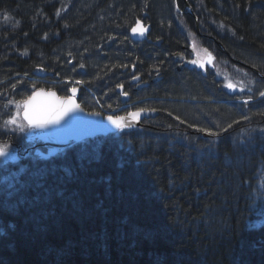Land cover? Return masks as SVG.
<instances>
[{
	"label": "trees",
	"instance_id": "16d2710c",
	"mask_svg": "<svg viewBox=\"0 0 264 264\" xmlns=\"http://www.w3.org/2000/svg\"><path fill=\"white\" fill-rule=\"evenodd\" d=\"M185 1L0 0V80L52 61L54 49L66 43L87 40L89 52H95L109 33L92 38L73 25L93 31L98 14L110 6L114 17L104 30L109 25L124 32L136 16L150 12L151 38L161 46L150 50L147 63L152 68L166 65L187 47L188 35L195 33L193 17L184 13ZM187 1L202 29L233 58L264 74V0ZM77 5L82 12L73 9ZM69 11L73 15L65 16ZM5 23L6 32L1 29ZM53 38L59 45L49 46L47 41ZM136 53H111L103 65L107 67L93 81L123 67ZM40 57L47 58L41 61ZM183 81L155 92L163 99L182 91L199 98L194 86L198 80ZM199 91L205 94L200 84ZM96 94L104 99L99 91ZM16 95L18 99L0 101V131L10 127L5 121L18 122L31 92ZM7 107L12 113L4 116ZM254 110L264 114V100L239 105L235 118L244 131L233 136L232 145L221 148H212L210 141L192 147L185 133L184 141L174 142L170 152L156 151V139L166 129L162 125L170 122L163 112L183 118L170 106L168 112H160L153 131L141 141L131 139L137 132H122L87 141L53 158L32 152L20 164H3L0 174L10 182L2 188L8 192L31 188L37 174L42 175L33 189L0 200V264H264V122L250 117ZM181 112L187 123L199 121L202 113L221 122L232 115L216 106L201 111L186 106ZM22 134L21 139L17 133L14 138L24 145ZM142 144L150 145V150H143ZM75 158L80 164L73 163ZM209 212L220 216L205 219ZM215 221L210 231L217 229V235L203 229Z\"/></svg>",
	"mask_w": 264,
	"mask_h": 264
},
{
	"label": "bare ground",
	"instance_id": "6f19581e",
	"mask_svg": "<svg viewBox=\"0 0 264 264\" xmlns=\"http://www.w3.org/2000/svg\"><path fill=\"white\" fill-rule=\"evenodd\" d=\"M161 5H166L165 3L159 2ZM156 4V3H155ZM78 5L73 8L77 12H82V7L77 8ZM52 8V6L50 7ZM194 8L191 4L186 5L184 13H193ZM73 15V12L69 11L67 13H64L65 16L68 14ZM151 14L150 12L146 11L144 12L141 17L136 16L134 19V22H140L144 18H150ZM113 15L109 19L112 21ZM72 18V17H71ZM65 20V19H64ZM74 29H76L79 33H90L92 34V38L97 37L102 34L109 33V42L110 44L107 45L106 50L102 49L101 53H95L93 52L92 55H88L83 58V61L74 63L73 66H71L69 69L74 70V73L67 72V66L68 64L74 60H80L82 59L81 55H74L70 60L66 59L65 61H61L59 59L58 51L60 48L51 54L52 61L49 59H46L47 57H40V60L42 61V65L39 67L33 68L32 71L29 73H25V71L21 74L19 72H13L11 77L1 79L0 80V101L6 100L9 98L18 99L19 95H24L26 92H35L37 90H41V88H49L54 89L56 91H59L61 94L66 96V98L71 99L75 95H77L79 98H81L84 102H87L89 100V97H92V95H96L97 91H99L102 95H104V102H102L100 105L104 108H106L110 113L116 112V109L119 107V104L123 102V98H125V94L115 92L113 87L118 86L120 89L125 92L128 89L134 88L135 91L140 92L141 94L138 95L136 98V102L141 105V107H136L133 102H124L123 105L119 108V114H123L122 118L128 119L130 118L136 111L143 108L149 103H155L156 106L152 107V112L154 113L151 117H141L139 121V127H142L144 122L151 118L152 120H157V118L160 117V112L167 111L170 106L177 108L179 111V114L181 116H184L183 111L184 107L188 106L189 108H193L195 111H201L204 109H210L212 106L221 107V109L227 110L229 109L232 111V115H230L229 121L225 120L223 122L217 121L211 117V115H207L206 113L200 114V118H198L199 121H195L192 123H187L185 119H181L178 116L170 115L169 113H164V117L170 119V122H165L164 126L166 129L164 130L163 135L160 136L159 139H156L155 142V148L156 151L162 152L167 151L169 149V152L172 150V144L174 142H182L184 141L183 135L186 133L189 142L192 144V147H194L195 143L199 145L205 146L208 141L212 142L213 146L212 148H221L225 145H232V141L235 137L242 135L241 132L244 131L243 126H240L241 124L237 123V118L235 116L238 114L239 111L237 109L240 106H245L248 103L246 101H242V95L240 93H230L229 91V84L227 83V78L230 79L229 74L223 73L222 75H212L209 78L210 73L213 71V69H210L208 67L205 68V73H203L201 70L197 71L195 69L190 70V68H186L185 65L189 63H194L196 61V58L199 59V54L196 52H190L188 54H182L184 57L183 62H177V61H170V63H167L166 65L159 64L157 66H154L153 68L151 65H149L147 62H150V58L152 57L151 49H155L158 43L160 41L153 40L151 36L153 35V31H151V36L147 37L145 41H134L131 38V31L126 30L124 32L116 31L115 33L109 32L108 29L103 28V26L95 25L93 28L94 33L97 35H93V31L86 29L85 27L73 25ZM9 26L7 23H5L4 26H1V29L6 32L8 31ZM107 31V32H106ZM77 32V33H78ZM100 33V34H98ZM180 35H184V33H181ZM202 40L207 41L209 37L205 35L200 36ZM56 39H48L49 46H56L58 42H56ZM123 41V45H122ZM153 43V45H151ZM84 45L85 47H91V45ZM59 45V44H57ZM65 44L62 45V48H64ZM100 46V45H99ZM98 46V48H99ZM149 47V48H148ZM187 48V47H186ZM136 49V50H132ZM122 52V54H129V53H136V58L129 57L127 58V61L123 64V67H119L112 71V73L105 77L103 80L101 78H98L93 81L94 77L97 75V73H100L101 70L105 69L107 66H103L104 64H108V55L114 52ZM91 54V53H90ZM215 60L217 58L218 62H225V58H221L215 53ZM72 56V54H70ZM112 56V55H110ZM207 57H205L202 61L205 62ZM33 63L37 64L39 63L38 59H34ZM201 60V59H200ZM212 65L214 68L218 65L214 61L212 62ZM103 66V67H102ZM222 67H225L224 64L221 65ZM103 68V69H102ZM86 69V70H85ZM254 71H253V70ZM250 70L249 75L252 76L255 79V83L260 82L262 79H264V74L256 69L252 68ZM216 70H226L225 68H216ZM40 71L44 72L47 76L46 77H40ZM127 71V72H126ZM106 71L104 70L103 73ZM196 74V76H194ZM197 79L198 81H203L199 83L197 81V84L195 83V88H198V93L200 96L199 98H195L193 95L187 93L186 91L182 92H175L172 94L171 97L168 99L161 98V93H157V89H160L162 87H168L172 84L177 86L176 80L181 81V83H184L183 80H190V78ZM84 79H87L84 82ZM110 83H114L113 87H109L108 85ZM186 83V82H185ZM194 83L191 84V86ZM199 84L203 87L204 93H201L199 91ZM186 85V84H185ZM189 84H187L188 86ZM191 86H188L192 88ZM12 87H14L12 91ZM163 88V89H164ZM4 93V94H2ZM264 93V90L261 92ZM259 94L260 99L264 100V95ZM176 97V98H175ZM179 97V98H178ZM188 97V99H187ZM155 108V109H153ZM263 111V110H262ZM171 112V111H170ZM258 113L261 111H253V113ZM12 113V109H9V107L5 108V110L1 113L4 116H8ZM251 114L250 117L254 119H260L264 122V114ZM264 113V112H262ZM157 115V116H156ZM255 115V116H254ZM6 119V118H3ZM187 119H193V118H187ZM250 121V120H249ZM253 122V120H252ZM254 123V122H253ZM243 127V128H241ZM153 130H147L146 127H142L140 129L135 130L134 132H137V134L132 135V138H136L137 141L143 140L144 136L147 135V133L152 132ZM261 131V130H260ZM125 132V131H124ZM21 132H17L19 135ZM155 133V132H154ZM156 134V133H155ZM16 135V136H18ZM110 135H116L111 133ZM21 135H19L20 137ZM137 136V137H133ZM20 137L19 139H21ZM232 140V141H231ZM259 141V138L256 139ZM136 141V142H137ZM263 142V140H262ZM13 143V150H14V159H8L7 161H0V169L2 170L3 164L7 165V163H11L13 165L20 164L21 162L25 161L27 158L32 157V151H24L20 148L19 144L16 142L15 139L12 138V136L8 135V131H0V145H10ZM79 146V145H78ZM143 150H150L151 146L148 144H142L140 146ZM36 152V151H33ZM76 161H74V164H80V162H77L78 159L75 158ZM5 171V170H4ZM6 172V171H5ZM3 174V173H2ZM8 175V173L6 172ZM42 174H37L36 180L41 178ZM8 176H3L0 174V200H7L11 197H14L18 194L22 195V193H26L28 190L33 189L36 187V180H34V184H29L31 188L28 186H21L19 187L15 192H8L5 189H3V186H6L10 180L7 178ZM250 187L254 189V183L250 182ZM208 215H205V219H210L212 217L220 216L217 212L215 216L212 215V212L207 213ZM211 214V215H210ZM218 221H215L213 223H207L203 229L206 232L214 233L215 235L218 234V230L211 232L210 229L214 230V226ZM221 236V235H220Z\"/></svg>",
	"mask_w": 264,
	"mask_h": 264
},
{
	"label": "water",
	"instance_id": "95a60500",
	"mask_svg": "<svg viewBox=\"0 0 264 264\" xmlns=\"http://www.w3.org/2000/svg\"><path fill=\"white\" fill-rule=\"evenodd\" d=\"M197 24L198 20L196 19ZM133 30L131 31V38L134 41H145L147 39L148 34L151 31V28H143V25L138 24ZM199 31V28H197ZM161 43H158L157 46H160ZM193 52V49H191ZM228 55V58L232 60L235 64L241 65L245 68H250L249 66L236 61L232 58V56L225 51ZM215 57L208 53L207 59L205 62H200L198 59L194 63L186 64V68H190V70H201L205 73V68L209 67L213 69L212 62L214 61ZM173 60L177 62H183L185 59L183 56L177 54L173 56ZM253 70V69H252ZM254 71V70H253ZM47 75L40 71V77H46ZM122 89H118V93H122ZM37 93H43V95L37 96ZM54 94V95H52ZM35 96L36 99L32 102L30 114L33 115H51L56 107H58L62 102L68 101L64 99H60L55 92H47L45 90H38L36 91L32 97ZM30 100V99H29ZM28 100V101H29ZM73 101V105L71 111H69L59 123L49 124L46 127H41L38 129L44 128L48 132L51 133L50 137L45 139V146H50L53 150L50 152V155H55L57 153L63 152L64 150L72 147L73 145L80 143L86 139L94 138L98 135H107L109 133H113L118 131L122 128H134L139 125L140 118L142 117L141 114L136 115V118L130 117L128 119H112L108 118L106 121H103V118L99 115H90L85 113L82 109H80L76 102ZM126 101V98H123V102ZM25 108L22 114L24 119ZM25 120V119H24ZM26 121V120H25ZM113 121H120L124 127L119 128L116 126ZM27 122V121H26Z\"/></svg>",
	"mask_w": 264,
	"mask_h": 264
},
{
	"label": "snow or ice",
	"instance_id": "6c2138e0",
	"mask_svg": "<svg viewBox=\"0 0 264 264\" xmlns=\"http://www.w3.org/2000/svg\"><path fill=\"white\" fill-rule=\"evenodd\" d=\"M135 32L136 29H133ZM37 96L43 95V93H37ZM54 95V94H52ZM261 95H264V93H261ZM36 99L35 96L31 97L29 101H26L24 103V108H25V114H24V119L27 121V126L29 128H41V127H46L49 124H54V123H59L60 120L69 112L71 111L73 101L68 100L62 102L58 107L55 108L53 113L51 115H33L30 114L32 102ZM135 114L133 115V118H136ZM123 119V118H121ZM113 123L116 124L117 127L122 128L124 125L120 121H113ZM12 126L11 131H20L24 132L25 127L23 124H17V120L15 118H11L7 121H5V126ZM10 152L11 149L8 145H0V161H7L10 158ZM14 159V157H13Z\"/></svg>",
	"mask_w": 264,
	"mask_h": 264
},
{
	"label": "rangeland",
	"instance_id": "374dc122",
	"mask_svg": "<svg viewBox=\"0 0 264 264\" xmlns=\"http://www.w3.org/2000/svg\"><path fill=\"white\" fill-rule=\"evenodd\" d=\"M113 10H114V6H110V8H108L106 11L99 13L98 16L96 17L95 24L99 25V26L100 25L104 26L108 21H110L109 19H111L110 17L114 13ZM107 27L109 28V25L106 26V28ZM108 31L115 33L116 31H118V29H116V30L115 29H108ZM87 42H89V41L86 40L84 44H82V43H66L64 48H62V47L60 48V50L58 51L57 57L59 56V59L61 61H65L66 59L70 60L74 55H81L82 56V59L74 60V61H72V63L70 62L68 64L67 69H66L67 72L74 73V70H71L69 68L71 66H73L74 63L83 61L84 57L93 54V53L90 54L89 48L84 46L85 44H87ZM107 44H110L109 40H107L106 43H103L102 46H106ZM102 46L100 45L95 53H97V52L101 53ZM70 54H72V56H70ZM227 83L229 84L228 86L231 88V90H232L231 93H233V94H235V93L244 94L247 92H248V94L251 93V91L247 90L245 85L241 84L240 82H236V81H233V80L227 78Z\"/></svg>",
	"mask_w": 264,
	"mask_h": 264
},
{
	"label": "flooded vegetation",
	"instance_id": "af4514ba",
	"mask_svg": "<svg viewBox=\"0 0 264 264\" xmlns=\"http://www.w3.org/2000/svg\"><path fill=\"white\" fill-rule=\"evenodd\" d=\"M150 36H151V34L149 35V38H150ZM199 42H200V45L201 46L199 45V48H197L196 46H194L195 47V52L199 54V59L203 60L205 58V56H206V51L209 50L208 47L211 46L213 43L212 42L205 41V40H199ZM151 45H153V43ZM190 46H192V45H190ZM159 47H156V48H159ZM188 49L189 48H186L185 47V53H183V54H185V55L188 54L189 53V50ZM214 49H215V52L217 53V55L222 58L221 54L218 53V52H222V50L220 48L219 49L214 48ZM133 50H136V49H133ZM154 60H155V58H154ZM215 63H217V58H216ZM194 76H196V74H194ZM125 94L129 95L131 97V99L135 101V106L136 107L141 106V105H139L136 102V98L138 97V95L141 94L140 92H137V91H135L134 88H132V89L126 90L125 91ZM149 104L152 105V106H156L155 103H149Z\"/></svg>",
	"mask_w": 264,
	"mask_h": 264
}]
</instances>
